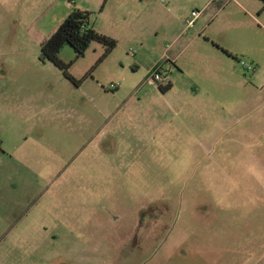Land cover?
I'll use <instances>...</instances> for the list:
<instances>
[{"label": "rangeland", "instance_id": "374dc122", "mask_svg": "<svg viewBox=\"0 0 264 264\" xmlns=\"http://www.w3.org/2000/svg\"><path fill=\"white\" fill-rule=\"evenodd\" d=\"M210 1L0 0V264H264V0Z\"/></svg>", "mask_w": 264, "mask_h": 264}, {"label": "trees", "instance_id": "16d2710c", "mask_svg": "<svg viewBox=\"0 0 264 264\" xmlns=\"http://www.w3.org/2000/svg\"><path fill=\"white\" fill-rule=\"evenodd\" d=\"M92 42H98L104 47V53L98 59V62L101 61L103 57L110 53L116 46V40L114 38L106 34L99 33L93 29L89 23V12L74 8L63 19L55 31H53V33L43 42L40 48V59L42 61L48 60L52 62L59 70L62 71L63 75L67 79L75 82L69 74V68L73 61H62L59 58V53L65 45H69L74 50V59H78L84 56L86 50L90 47ZM226 53L231 55L227 51ZM232 56L235 57L234 55ZM169 88V82L165 85L158 86V89L161 92H165Z\"/></svg>", "mask_w": 264, "mask_h": 264}, {"label": "built area", "instance_id": "2783aa9c", "mask_svg": "<svg viewBox=\"0 0 264 264\" xmlns=\"http://www.w3.org/2000/svg\"><path fill=\"white\" fill-rule=\"evenodd\" d=\"M198 15H199V11L193 10L189 17L183 19L185 25L187 27H192ZM240 64L246 69L251 68V66L247 65V63L244 61H240ZM160 66L151 70L150 76L147 78L148 83L156 84L157 87L160 85H165L169 82V76L167 74V71L164 70L162 66L161 67Z\"/></svg>", "mask_w": 264, "mask_h": 264}, {"label": "crops", "instance_id": "0c3cea01", "mask_svg": "<svg viewBox=\"0 0 264 264\" xmlns=\"http://www.w3.org/2000/svg\"><path fill=\"white\" fill-rule=\"evenodd\" d=\"M228 1H233V2H236L237 3V1L236 0H211L210 2H209V4L208 5H212L213 3H220V5L219 6H216V8H217V10H221L222 8H225L224 7V5L228 2ZM208 5H207V7H208ZM239 7H241V5H239V4H237ZM198 20V19H197ZM197 20L195 21V22H197ZM169 83H170V89L172 88V85H171V79H170V76H169ZM160 91V90H159ZM164 93V92H163ZM0 203H2L1 202V200H0ZM3 211H4V209L2 208V206H0V215H2L3 216ZM10 230L8 231V232H11V231H13V229H14V227H10L9 228ZM10 254V253H9ZM0 261H2L3 262V254H2V252H0ZM12 264H14V263H12Z\"/></svg>", "mask_w": 264, "mask_h": 264}]
</instances>
